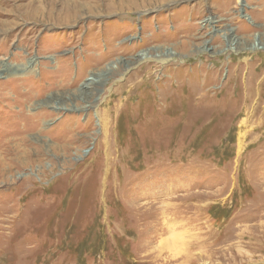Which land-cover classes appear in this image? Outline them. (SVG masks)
Masks as SVG:
<instances>
[{"label":"rangeland","instance_id":"obj_1","mask_svg":"<svg viewBox=\"0 0 264 264\" xmlns=\"http://www.w3.org/2000/svg\"><path fill=\"white\" fill-rule=\"evenodd\" d=\"M0 264H264V0H0Z\"/></svg>","mask_w":264,"mask_h":264},{"label":"bare ground","instance_id":"obj_2","mask_svg":"<svg viewBox=\"0 0 264 264\" xmlns=\"http://www.w3.org/2000/svg\"><path fill=\"white\" fill-rule=\"evenodd\" d=\"M261 48H262V47H260V48H259V47H257V49H261Z\"/></svg>","mask_w":264,"mask_h":264}]
</instances>
